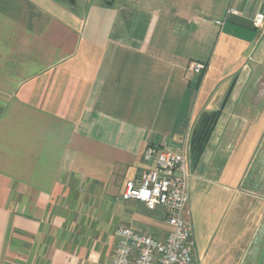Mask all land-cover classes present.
<instances>
[{
    "label": "crops",
    "instance_id": "crops-1",
    "mask_svg": "<svg viewBox=\"0 0 264 264\" xmlns=\"http://www.w3.org/2000/svg\"><path fill=\"white\" fill-rule=\"evenodd\" d=\"M259 12L264 0H0V264H109L120 225L164 237L162 206L121 196L149 144L186 154L197 264H264Z\"/></svg>",
    "mask_w": 264,
    "mask_h": 264
},
{
    "label": "built area",
    "instance_id": "built-area-1",
    "mask_svg": "<svg viewBox=\"0 0 264 264\" xmlns=\"http://www.w3.org/2000/svg\"><path fill=\"white\" fill-rule=\"evenodd\" d=\"M229 7L227 16L237 14ZM222 24L223 20H216ZM264 22V13L254 18L255 26ZM191 69L202 73L206 63L195 61ZM143 157L149 167L126 182L122 192L125 201L142 202L149 209L162 206L170 229L164 237L154 236L129 225L115 231L116 245L109 264H197L194 256V237L185 219L190 172L184 150L149 144Z\"/></svg>",
    "mask_w": 264,
    "mask_h": 264
},
{
    "label": "rangeland",
    "instance_id": "rangeland-1",
    "mask_svg": "<svg viewBox=\"0 0 264 264\" xmlns=\"http://www.w3.org/2000/svg\"><path fill=\"white\" fill-rule=\"evenodd\" d=\"M109 1H114V0H109ZM123 1H128V0H117V3L119 2H123ZM122 196V195H121ZM100 208H102L101 206H96V209H98V210H100ZM189 225H191V224H189ZM121 226V225H120ZM191 227V229H192V226H190ZM118 228V227H117ZM193 231V230H192ZM196 235V234H195ZM197 238V237H196ZM113 245H114V247H115V245H116V238L113 240ZM114 250H115V248H114Z\"/></svg>",
    "mask_w": 264,
    "mask_h": 264
}]
</instances>
